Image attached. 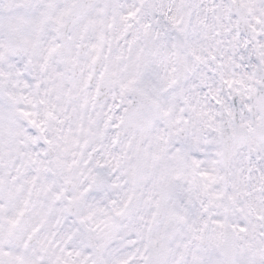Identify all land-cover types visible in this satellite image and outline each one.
I'll use <instances>...</instances> for the list:
<instances>
[{"label":"snow or ice","instance_id":"6c2138e0","mask_svg":"<svg viewBox=\"0 0 264 264\" xmlns=\"http://www.w3.org/2000/svg\"><path fill=\"white\" fill-rule=\"evenodd\" d=\"M0 264H264V0H0Z\"/></svg>","mask_w":264,"mask_h":264}]
</instances>
